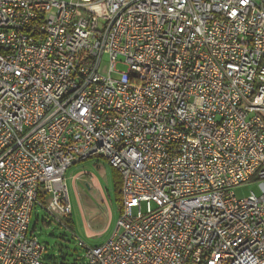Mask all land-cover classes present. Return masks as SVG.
I'll return each mask as SVG.
<instances>
[{"label": "built area", "instance_id": "1", "mask_svg": "<svg viewBox=\"0 0 264 264\" xmlns=\"http://www.w3.org/2000/svg\"><path fill=\"white\" fill-rule=\"evenodd\" d=\"M98 157L122 215L72 264H264V0H0V264H52L32 216Z\"/></svg>", "mask_w": 264, "mask_h": 264}, {"label": "rangeland", "instance_id": "2", "mask_svg": "<svg viewBox=\"0 0 264 264\" xmlns=\"http://www.w3.org/2000/svg\"><path fill=\"white\" fill-rule=\"evenodd\" d=\"M119 71L127 70L123 65ZM88 170L98 179L105 191L104 201L100 190L88 185L90 178L84 176L76 184L78 196L74 191L73 177L80 171ZM66 183L72 206L69 229L52 219L40 209L32 216L31 229L41 244L46 247L44 258L52 264H72L85 254L78 246L83 242L86 248L103 245L113 236L122 215L121 200L114 186L115 169L101 157L77 163L67 170ZM250 191L258 193L257 187H245L236 191L238 197H246ZM93 232L94 234L89 235Z\"/></svg>", "mask_w": 264, "mask_h": 264}, {"label": "crops", "instance_id": "3", "mask_svg": "<svg viewBox=\"0 0 264 264\" xmlns=\"http://www.w3.org/2000/svg\"><path fill=\"white\" fill-rule=\"evenodd\" d=\"M87 161V160H86ZM84 162V161H83ZM80 163V162H78ZM77 164V163H76ZM75 165V164H74ZM68 172V171H67ZM84 176H88L90 178V183L88 184L91 187L93 188H97L100 190V193L102 195V198L104 199V201H107V196L105 194V191L103 190V187L102 185L100 184L99 182V179L93 175V173L91 171H88V170H83V171H80L78 172L74 177H73V186H74V191L76 193V195L78 194L77 190H76V187H75V184L76 182L81 179L82 177ZM78 196V195H77ZM94 234L93 232L90 231L89 235H92Z\"/></svg>", "mask_w": 264, "mask_h": 264}, {"label": "trees", "instance_id": "4", "mask_svg": "<svg viewBox=\"0 0 264 264\" xmlns=\"http://www.w3.org/2000/svg\"><path fill=\"white\" fill-rule=\"evenodd\" d=\"M122 177L120 175V173L115 169L114 172V186H115V190L119 196V199L121 200V206H122Z\"/></svg>", "mask_w": 264, "mask_h": 264}]
</instances>
